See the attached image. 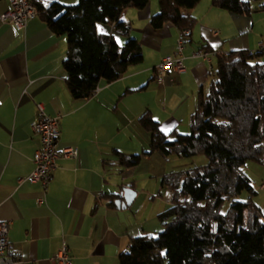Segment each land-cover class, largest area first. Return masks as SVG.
Here are the masks:
<instances>
[{
	"label": "crops",
	"instance_id": "obj_1",
	"mask_svg": "<svg viewBox=\"0 0 264 264\" xmlns=\"http://www.w3.org/2000/svg\"><path fill=\"white\" fill-rule=\"evenodd\" d=\"M247 1L258 6L264 0ZM8 8L9 1L0 0V221H10L8 239L15 256L10 264H57L49 255L62 243L70 248L71 264H119L118 256L130 239L153 237L163 228L157 215L172 200V190L161 185L163 174L192 166L183 163L181 170L171 171L172 156L153 151L125 169L116 151L136 154L149 149L151 135L138 124L144 111L164 132L185 133L199 94H207L215 78L218 56L259 50L264 10L242 15L214 6L211 0L187 9L196 23L184 36L186 70L170 71L159 84L156 67L164 56L175 54L179 30L171 23L159 28L150 24L151 15L159 11L158 0H150L143 9L128 7L122 17L142 46L143 60L116 81L102 80L94 94L82 100L73 98L66 85L67 36L54 35L40 15L17 30L1 20ZM98 29L112 33L111 25ZM197 50L206 57L193 56ZM39 102L48 115L58 116V146L79 147L77 158L59 157L46 190L24 178L33 170L40 147L31 128ZM244 170L255 188L252 199L264 214V163L248 162ZM127 184L136 194L130 205L118 207L114 201H124L120 193Z\"/></svg>",
	"mask_w": 264,
	"mask_h": 264
},
{
	"label": "trees",
	"instance_id": "obj_2",
	"mask_svg": "<svg viewBox=\"0 0 264 264\" xmlns=\"http://www.w3.org/2000/svg\"><path fill=\"white\" fill-rule=\"evenodd\" d=\"M149 1L77 0L38 6L46 27L54 35L67 36L63 67L73 98L91 97L102 80L116 81L142 62V46L122 15L126 8L143 9ZM199 2L158 0L159 11L151 15L150 24L191 29L196 18L186 10ZM211 4L242 15L264 10V1L258 6L247 0ZM100 25H111L112 33L100 32ZM263 55L258 50L218 56L215 78L209 92L199 94L187 134L164 132L149 111L139 116L138 124L151 135L149 149L136 154L116 151L125 169L153 151L165 157L204 154L207 163L163 174L161 185L172 190L171 204L157 215L163 228L153 237L130 239L119 264H264V214L252 199L255 188L244 170L248 162L264 163ZM242 191L248 194L246 200L237 198ZM225 201L229 204L223 210ZM109 206L115 207L112 201Z\"/></svg>",
	"mask_w": 264,
	"mask_h": 264
},
{
	"label": "built area",
	"instance_id": "obj_3",
	"mask_svg": "<svg viewBox=\"0 0 264 264\" xmlns=\"http://www.w3.org/2000/svg\"><path fill=\"white\" fill-rule=\"evenodd\" d=\"M9 8L2 12V22L12 24L15 29H24L28 21L36 17L40 10L38 5L46 8L48 4L44 0H8ZM189 28L179 30L176 39V52L174 55H166L162 58L156 69L158 72L157 82H163V78L170 71L183 73L186 70L184 64L183 48L184 36L189 32ZM217 34V31L214 32ZM259 50L264 52V39L259 42ZM207 53L197 50L193 56L206 57ZM38 114L36 119L31 122L32 130L38 134L40 139V147L36 151L33 161L34 168L31 173L24 177L32 182H39L42 189L46 190L53 171L56 168L59 157L77 158L79 147L77 144H68L63 147L58 146L60 135L58 116H50L45 112L44 104L39 102L36 104ZM261 187H264V182ZM43 197L39 199V202ZM10 221H0V264H10L15 261L14 251L8 239ZM49 258L56 261L57 264H71L70 248L66 243H62L61 247L50 252Z\"/></svg>",
	"mask_w": 264,
	"mask_h": 264
},
{
	"label": "rangeland",
	"instance_id": "obj_4",
	"mask_svg": "<svg viewBox=\"0 0 264 264\" xmlns=\"http://www.w3.org/2000/svg\"><path fill=\"white\" fill-rule=\"evenodd\" d=\"M100 26H104V25H100ZM117 113H119V110L117 111ZM119 117H121L120 114H119ZM189 130H190V125H188V129L185 131V133H182V134L189 133ZM148 134L150 136V133H148ZM168 162H170V164H171V168H172L171 171H172V170H181V169H178V168L183 163L188 164V166H192L190 168L199 167L201 165L203 166V165H205L207 163V158H206V156L204 154H197V155H194V156H191V157H177V156H172V160L171 161H168ZM147 186H150V183L149 182H148V185ZM164 188H167V187L164 186ZM246 193H247L246 191H242L241 193L238 194L237 198L242 199V200H246ZM152 195L153 194H150V196H152ZM161 195H162V193H161ZM161 195H159V196H161ZM146 196H147V194H146ZM156 198H160V197L156 196ZM156 204H157V202H155V205ZM228 204H229L228 201H225V203L223 205V210H226L227 209ZM152 206H153V204L151 203L149 205V207H152Z\"/></svg>",
	"mask_w": 264,
	"mask_h": 264
},
{
	"label": "water",
	"instance_id": "obj_5",
	"mask_svg": "<svg viewBox=\"0 0 264 264\" xmlns=\"http://www.w3.org/2000/svg\"><path fill=\"white\" fill-rule=\"evenodd\" d=\"M136 194V191L133 190L129 184L122 187L120 195L123 196L124 201L122 202L120 199L115 200L114 202L117 204V206H121L122 208H125L127 205H130L134 196Z\"/></svg>",
	"mask_w": 264,
	"mask_h": 264
},
{
	"label": "bare ground",
	"instance_id": "obj_6",
	"mask_svg": "<svg viewBox=\"0 0 264 264\" xmlns=\"http://www.w3.org/2000/svg\"><path fill=\"white\" fill-rule=\"evenodd\" d=\"M39 6V5H38ZM49 6V5H48ZM44 8V7H43ZM47 8V7H46ZM39 15V14H38Z\"/></svg>",
	"mask_w": 264,
	"mask_h": 264
}]
</instances>
